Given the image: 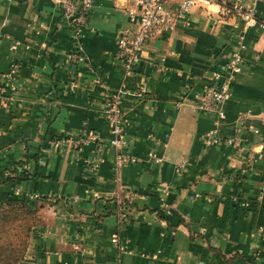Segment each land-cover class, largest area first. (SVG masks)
Instances as JSON below:
<instances>
[{"label": "crops", "instance_id": "crops-1", "mask_svg": "<svg viewBox=\"0 0 264 264\" xmlns=\"http://www.w3.org/2000/svg\"><path fill=\"white\" fill-rule=\"evenodd\" d=\"M231 1L264 18V0ZM130 8L92 0L74 38L57 0H0V201L44 213L21 264H264V28L192 7L125 73L115 38ZM238 44L215 121L194 103ZM119 87L142 95L121 103L135 161L116 166L99 111ZM215 122L220 141L205 143ZM89 132L98 143H77Z\"/></svg>", "mask_w": 264, "mask_h": 264}, {"label": "built area", "instance_id": "built-area-1", "mask_svg": "<svg viewBox=\"0 0 264 264\" xmlns=\"http://www.w3.org/2000/svg\"><path fill=\"white\" fill-rule=\"evenodd\" d=\"M61 10V15L70 26L72 36L75 38L82 34L85 24L86 14L91 7L92 0H57ZM131 8L127 10L129 21L133 24V30H123L115 38L116 57L122 63L125 73H129L132 66L141 57L145 43L171 30L177 19L186 15L192 7L217 5L222 17H235L241 20L243 27L258 26L264 28V18L255 16L251 6L244 5L231 0H130ZM243 45L238 44L229 55L222 66V71H212L209 73V82L204 85L197 94L194 106L196 109L212 114L217 121L222 115V103L229 94V83L234 75L242 69ZM67 60L75 63L84 61L83 53L78 44H74L71 51L66 55ZM73 82L68 84L72 87ZM126 94L135 96L142 95L141 88H135L131 92H126L122 87L117 88L113 94L108 96L100 109L101 116L107 122L109 128L108 145L113 148L114 164L118 166L125 160L134 162L135 157L125 152L128 141L123 135V117L121 103ZM205 143L216 144L220 141L216 122L203 135ZM95 141L99 138L96 133L89 132L77 141L84 143ZM90 163V167L96 164L95 154L85 158ZM197 196V195H196ZM34 193L29 198H36Z\"/></svg>", "mask_w": 264, "mask_h": 264}, {"label": "trees", "instance_id": "trees-1", "mask_svg": "<svg viewBox=\"0 0 264 264\" xmlns=\"http://www.w3.org/2000/svg\"><path fill=\"white\" fill-rule=\"evenodd\" d=\"M27 198L28 197L25 195H20L16 197H8L2 200V205L6 206V209L1 211L0 218H2L6 212V216L10 217L16 222V224L8 222L1 223L5 227V233H12V235L16 237V247H13L14 243L12 242L9 243V247L5 246L6 250L12 253L11 255L7 256L5 264H21L26 245H23L24 252L22 258H18L20 261L15 259V255L19 251L22 244L25 243V240H28L32 230L41 224V222L37 224L34 220H28L26 222L28 215L36 211L37 208L39 209L41 207L38 204H30Z\"/></svg>", "mask_w": 264, "mask_h": 264}, {"label": "rangeland", "instance_id": "rangeland-1", "mask_svg": "<svg viewBox=\"0 0 264 264\" xmlns=\"http://www.w3.org/2000/svg\"><path fill=\"white\" fill-rule=\"evenodd\" d=\"M5 209H6V206L2 205V201H0V213H1V211H4ZM43 218H44V213L42 211H39V209L37 208L36 211H34L33 213L28 215L26 222L28 220H34L38 224V223L43 221ZM2 222H5V223L8 222V223H13V224H16V222L14 220H12L10 217L6 216V212H5V215H3L2 218H0V264H5L6 260H7V256L12 254L11 252H8L6 250L5 246L9 247V245H10L9 243L12 242V243H14L13 247H16V245H15L16 237L13 236L12 233H10V234L5 233V227L3 224H1ZM30 235H31V233H30ZM29 239H30V236H29L28 240L27 239L25 240V243L22 244L19 251L16 253L15 259L19 260L18 259L19 257L22 258L23 252H24V246L23 245H26L24 256L22 258V261L24 260V257L26 256L28 244H29Z\"/></svg>", "mask_w": 264, "mask_h": 264}]
</instances>
